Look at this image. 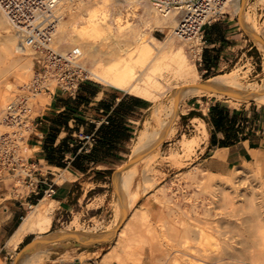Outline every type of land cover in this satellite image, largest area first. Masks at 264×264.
<instances>
[{
    "label": "bare ground",
    "instance_id": "bare-ground-1",
    "mask_svg": "<svg viewBox=\"0 0 264 264\" xmlns=\"http://www.w3.org/2000/svg\"><path fill=\"white\" fill-rule=\"evenodd\" d=\"M241 1L230 0L226 10L232 9L239 15V22L246 29L247 35L264 52V38H261L262 42L256 40L260 38L258 32L256 33L258 30L250 24L248 11H244L246 0L243 9L240 6ZM261 1L264 3V0ZM55 12L58 19L50 42L54 50L58 51L55 45L65 46L77 58L90 61L91 66L88 68L83 61H78L89 78L101 85L152 103L148 119L143 122L133 140L130 159L142 155L140 162L150 161L155 158L154 155H158L160 143L170 140L175 134L174 121L178 105L182 101L207 95L223 98L226 96L231 99L232 104L249 99L264 103V79L259 85H242L237 74L230 72L209 79L205 83L208 89L193 86L198 84L196 80L199 73L195 65L189 63L185 51L177 42L187 44L190 48L195 46L194 51L192 50L194 57L199 56L200 44L193 38L190 41H181L175 37L173 30L179 18L176 13L159 14L146 0H58ZM65 14L70 17L68 21L63 19ZM8 26L11 29L6 14L0 8V30ZM167 28L169 33L162 40L151 33ZM11 32L13 33L12 29ZM0 58L4 60L6 68L12 72L15 80L23 82L31 78L32 52L29 49L19 50L15 34H8L0 39ZM173 81L181 82L180 86L176 87L178 91L164 99L167 97L166 93L173 89ZM4 84L6 89L12 85L7 79ZM2 95L0 94V127L5 130L3 118L6 99ZM201 126L203 137L196 140H180V152L170 153L167 159L180 166L181 158L192 155L207 135L203 122ZM23 151H26L24 145ZM143 152L146 153L145 157L141 154ZM252 156L254 163L264 161V150L255 152ZM215 158L221 161L224 156L218 153ZM136 163L114 177L120 202L117 223L123 212L127 213L131 203H135L136 195L128 193L135 175L132 169ZM69 177L59 176L55 180L61 184L64 178ZM193 185L201 189V192L204 190L205 194V190L208 191L212 183L193 182ZM164 197L163 195L161 198ZM243 197L246 202L241 201L238 207L229 194H223L218 208H215L217 211L220 209L219 212H210L203 207L201 212L195 204L186 205L183 210L178 202L173 203L172 210L169 209L173 214L172 224L170 228L166 223L161 224L159 231L162 239L170 240L172 264H264V193L256 195L251 190L249 196ZM54 202L51 199L45 202L43 198L37 205L30 207V211L5 243L8 252L15 251L29 235L35 234L34 241H39L48 234L53 221ZM79 238L81 241H87L88 236ZM161 243L160 247L164 246ZM46 251L33 244L16 264H38L41 260L38 255ZM161 251L160 254L164 253L165 248ZM0 264H3L1 258Z\"/></svg>",
    "mask_w": 264,
    "mask_h": 264
},
{
    "label": "rangeland",
    "instance_id": "rangeland-1",
    "mask_svg": "<svg viewBox=\"0 0 264 264\" xmlns=\"http://www.w3.org/2000/svg\"><path fill=\"white\" fill-rule=\"evenodd\" d=\"M244 8V11H248L247 14L249 17H251L250 24L255 26L256 28H254L258 30L256 31V33L258 32L257 35L260 38H264V3H262L261 0H246ZM238 17L239 15L235 14L231 9L226 10V16L221 20L231 19L232 21L236 22L237 19L239 20ZM69 18L70 17L65 14L63 19L68 21ZM241 20H243V17H241ZM242 30L244 32V36L242 38L244 40L243 50L238 52L237 57L230 66L224 68L222 71H214L212 73H203V67L199 66L201 45H199V56L194 57V50L192 47L190 48L187 44L183 45V43L180 41L177 42V44L182 47L183 51H185L184 53L187 56L189 63L195 65L199 73V78L196 80L197 83L205 84L214 76L234 72L237 74L239 82L242 85L261 84L262 79H264V52H262L256 43H254L253 39L247 35V31L243 26H241V31ZM151 33L153 36L159 35L158 39L162 40L169 33V28L164 29L163 31L154 30ZM8 34L14 35V33L11 32L9 26L0 30V39ZM55 46L58 47V51L61 53H70V51H68L69 49L63 45ZM77 61H80V63L83 61V64L87 68L91 66L90 61L87 59H80L79 57L77 58ZM32 76L33 67L30 74V79L27 78V81L25 80L23 82L15 80L13 78L12 72L6 68L4 60L0 58V94H3L2 96H4L6 99V106L8 102L16 97V95L20 94L21 87L25 86L26 83L28 84L31 81ZM5 79L12 83L9 89H6L5 87ZM89 81L107 91H113L119 95H129L114 88L101 85L91 78H89ZM180 84L181 82L177 81L171 82L173 89L166 93L165 96L167 97H164V99L168 98L172 93L178 91V88L176 87L177 85L180 86ZM4 93L7 94L5 95ZM230 101L231 99H228L226 96L223 98L206 95L198 98H190L179 103L177 117L174 121V136L170 140L162 141L160 143L158 147V155H154L155 158L153 160L141 162L137 161L136 166H134L132 169L135 172V175L129 187L128 194L131 193L136 195L135 203H131L127 209L128 211H126V220L118 232V237V234L115 233V229L119 223V221L117 223V215L120 208V202L118 200L119 193L117 187H115L113 178L116 176L117 170H119L121 166L127 161L131 160L130 154L133 140L135 139L136 134L142 128L141 126L143 122L146 120V118L148 119L149 110L144 112L142 117L135 123H126L130 125V127L123 126L125 132L120 137L121 141L118 143V147L115 149L117 161L113 165L114 169L111 171V174L106 175V177L100 179V181L97 180L95 183L92 181L95 179V176H92V178L89 179L83 177L80 181L82 183L87 182V184L84 185L85 190L92 188V191L89 194H85L84 198L81 199L76 205L72 203L71 209L67 212L61 210V208H59V204L54 202L52 225L48 234H46L41 240H45L46 237L47 239H53L59 235L62 236L69 233L77 234L79 236L87 235L88 238L91 237L94 239L104 238V241L98 242V252L94 253V255L98 256L97 261L99 264H172V253L170 250L171 245H169L171 244L169 242L170 240L168 238L166 240L162 239V237H160L159 231L160 225L163 223H166V226L170 228L173 220V214L171 212L173 203L178 202L181 206V209L183 210H185L186 205L191 206L192 204H195L200 208L199 211L208 209L210 212H219L220 209L217 211L215 208H218L223 194H229L234 203H236L235 205L240 207L241 201L246 202V199L243 197V195L249 196L251 190H253L256 195H260L261 192L264 193V161L254 163L255 161L252 160L249 163L231 168L225 173L214 174L208 172L203 165H200L202 160L205 158V152L199 153V151H196L197 148H195L194 152L189 157L181 158L180 166L175 165L173 162L167 159L170 153L180 152V140H196L203 137V129L201 126V122L203 121L198 118H194L192 121H190L189 113L191 112L197 113L201 116L200 118H206L208 107L212 104L221 103L222 105H226L230 109H235L241 113H244L245 111H251L253 108L257 109V112L255 111V117L257 116V119L261 114L264 115V105H262L264 103L262 102L249 99L232 104ZM49 102L50 98L47 95L40 94L35 97L31 106L32 118H34V120L37 119L36 117L38 116L39 110L44 109L49 104ZM192 102L194 105H191ZM262 120H264V118H262ZM67 125V129H69L72 134L73 129H75V125H78L79 128L82 126V130L84 132H90L89 130H92L91 127L94 124L86 120L83 125H80L76 122H71ZM2 130L4 129L0 127V131ZM30 130H33V125L31 126ZM30 135L31 132L29 136ZM29 136H27V138ZM74 139L75 138H70V142L67 144L70 150H78V148L83 146V143L78 144V142ZM24 148L26 150L24 151V158L27 160L25 161L24 169L31 172L32 181H43L45 177V165H43L41 170L42 174L37 176V173H39L38 168L35 165H30L31 161L29 157L32 156V151L26 146V144H24ZM87 148V145L84 146L83 151ZM141 154L144 155L143 157L146 155L145 152ZM50 171L53 174L49 175L48 177L52 179L53 183L56 184L55 179H57L56 177L61 173V170H55L52 168ZM24 175L25 174L22 172L15 175L12 173H3L1 175L0 222L3 218L1 208L6 202L16 203V206L21 207V214L23 218L30 211V207L37 205L41 199L45 198V202H48L50 199L52 200V197L44 195L43 193L38 201H34V203H27L29 196L35 194L31 192L32 188L28 187L29 179H24ZM208 181L212 183V186L208 189V191H206L207 189L205 190V194L203 192L204 190L201 192V189L199 190L196 185H193V182L200 183ZM125 193L127 194V191ZM163 195L165 197L162 199L161 197ZM258 200L259 199H257V201ZM262 201H264V199H262ZM210 202L215 204L209 205L208 203ZM20 204H22V206H20ZM201 207L204 209H201ZM87 231L89 232L87 233ZM35 238V234L29 235L13 252H8L6 246L0 244V258L3 261V264H12L16 254L22 249V247ZM163 241L166 242L163 243ZM70 243V245H74L73 242ZM160 243L164 245L161 247L165 248V252L162 254L160 253L164 250L161 251L162 248L160 247ZM60 245H62L60 242H55L39 247L43 248L44 251H47L44 252L45 255H38L42 260H40L38 264L51 263V259L57 255ZM68 254L69 253H65L64 256L60 257V259H68L70 256V254ZM88 256H90V254L83 253L80 254L78 258L80 261H82Z\"/></svg>",
    "mask_w": 264,
    "mask_h": 264
},
{
    "label": "crops",
    "instance_id": "crops-1",
    "mask_svg": "<svg viewBox=\"0 0 264 264\" xmlns=\"http://www.w3.org/2000/svg\"><path fill=\"white\" fill-rule=\"evenodd\" d=\"M243 36L244 32L243 30L241 31V24L238 19L236 22L231 19L220 20L204 27L199 59V66L203 67V73L222 71L230 66L237 57L238 52L243 50ZM155 37L159 38V35ZM76 96L86 99L87 102L78 99L73 101ZM126 96L125 94L119 95L100 87L96 88L87 83H81L75 97H70L71 99L60 91H56L50 97L49 104L44 109L39 110L37 119L32 124L31 135L26 141V146L32 151V156L29 157L30 165H35L39 170L37 176L42 174L41 170L43 165H45V177L43 180L45 185H40L38 194L29 196L27 203L38 201L36 196H42L43 190L45 189L46 191L51 186L53 193L50 197L59 204L61 210L67 212L71 209L72 203L76 205L84 198L85 194H89L92 191V188L85 190L84 185L87 182L82 183L80 181L83 177L89 179L95 176L94 173L96 172L103 173L114 169L113 165L116 163L117 158L111 152L97 157L95 154L89 153L91 147L84 151L82 147L75 152L67 150L69 149L67 144L70 142V138H75V131L73 130L71 134L70 130L65 129V126H60V119L63 120V117L67 118L70 115L68 124L76 122L80 125H83L88 120V122L94 124L91 129L96 131L102 124L101 122L107 117H113L117 107H120L118 116L123 120L125 127H130L126 123H135L139 120L142 114L149 110L152 103L137 97V100H131ZM191 105H194V103L192 102ZM213 105L208 107V112ZM224 106L229 108L226 105ZM72 109H74L73 114L70 112ZM190 109L193 110L192 108ZM235 111L238 113L237 110ZM255 111L257 112V109L254 108L251 111H245L240 115V117L245 116L244 120L238 117L234 126L227 122L226 127H229L227 131L218 132L205 122V119H208V112L206 118H200L201 116L189 117L190 121L198 118L205 124L207 135L196 149L199 153L205 152V158L200 165H203L210 173H225L231 168L251 162L253 160L252 155L255 152L264 150V120H262L264 115L261 114L257 119V116H254ZM75 128H79V126L75 125ZM79 129L82 130V126ZM78 144L82 143L78 142ZM50 149H56L57 152L54 155L64 165L63 168L49 164L47 155L51 154ZM95 149H97L96 144L94 146ZM82 153L89 154L90 162L75 168L72 162L78 154ZM218 153L223 154V160L218 161L215 158ZM94 160H98V162L94 163ZM52 168L61 170L57 177H66L67 175L70 177L64 178L61 184L57 182L55 184L48 177L53 174L50 171ZM92 181L94 183L97 182L95 179ZM1 209L3 218L0 222V244L5 245L6 240L14 233L22 219V209L16 206V203L10 202H6ZM67 235H70V233ZM77 236L78 239L68 237L59 241L62 245L59 246L58 253L54 256L57 259L53 257L49 264H99L97 261L98 256L94 255V253L98 252V242L84 243L79 238L81 236ZM88 239L94 238L89 237ZM70 242H73L74 245H70ZM65 253H69L71 257L69 256L66 260L60 259ZM83 253L90 254V256L80 261L78 256Z\"/></svg>",
    "mask_w": 264,
    "mask_h": 264
},
{
    "label": "built area",
    "instance_id": "built-area-1",
    "mask_svg": "<svg viewBox=\"0 0 264 264\" xmlns=\"http://www.w3.org/2000/svg\"><path fill=\"white\" fill-rule=\"evenodd\" d=\"M159 14L176 13L177 26L173 33L179 40L192 38L202 46L204 27L220 21L226 16V5L230 0H146ZM58 0H0V8L6 14L13 33L17 36L19 50L32 52L33 76L29 84L21 87L6 106L0 132V177L3 173H24L28 178L31 192L38 194L39 184L44 181H32L31 172L24 169L23 145L31 132L32 103L37 95L49 98L60 91L68 97H75L79 85L89 81L88 75L80 67L77 56L61 53L52 48V33L56 25ZM194 48L195 46H191ZM37 118V117H36ZM107 124L106 118L101 122ZM75 138L90 148L94 143L93 133L82 130ZM44 195L51 196L52 187Z\"/></svg>",
    "mask_w": 264,
    "mask_h": 264
},
{
    "label": "trees",
    "instance_id": "trees-1",
    "mask_svg": "<svg viewBox=\"0 0 264 264\" xmlns=\"http://www.w3.org/2000/svg\"><path fill=\"white\" fill-rule=\"evenodd\" d=\"M83 83H87L92 85L93 87H98L97 85L91 83V81H85ZM80 86V85H79ZM101 88V87H100ZM129 97L131 100H137L136 97L133 96H126ZM69 99H71L69 97ZM82 100L86 101L84 98H80L76 96V100ZM119 106V105H118ZM120 107H117V111L114 112V116L110 118H106L107 124L102 123L96 131H90V132H84L87 134L93 133V138H94V143L92 144L90 148V152L92 154H95V156H104L107 152L113 154V156L116 157L115 155V149L118 147V143H120L121 139L120 137L122 134L125 132V129L123 128V120L118 116ZM71 114L74 113V109L70 110ZM242 113L238 112L236 113L235 110H230L229 108H226L224 105L221 103H216L213 106L209 108L208 112V119H205V122L208 123L210 126L213 127L215 131H227L229 127H226L227 122H230L233 126L236 123V119L240 117ZM194 116H200L197 113L191 112L189 113V117H194ZM255 116V114H254ZM241 120L245 119V116L240 117ZM70 120V115L67 118L63 117V120L60 119V126H65V129L68 128V121ZM69 130V129H67ZM75 133L80 130L79 128L73 129ZM77 142L82 143L81 141L77 140L76 138L74 139ZM95 144L97 145V149L94 150ZM68 147V146H67ZM79 149V148H78ZM66 150V149H65ZM70 150V149H67ZM66 150V151H67ZM77 149L71 150V152H75ZM49 155H47V161L51 165H55L58 167L63 168V164L59 161V159L54 155L56 153V149H50ZM89 154H78L74 161L72 162L73 166L75 168H79L80 165H84L85 163H89ZM98 162V160H94V163ZM95 174V180L100 181V179H103L106 175L111 174V170L104 171L103 173H94ZM41 197V195L38 197V199Z\"/></svg>",
    "mask_w": 264,
    "mask_h": 264
},
{
    "label": "water",
    "instance_id": "water-1",
    "mask_svg": "<svg viewBox=\"0 0 264 264\" xmlns=\"http://www.w3.org/2000/svg\"><path fill=\"white\" fill-rule=\"evenodd\" d=\"M244 1L245 0H242L241 1V9H243V4H244ZM256 40L258 41H261L262 42V39L261 38H256ZM194 87H199V88H203V89H208L209 87L205 84H200L198 83L197 85H193ZM210 90V89H209ZM141 156L142 155H138L136 157H134L133 159L127 161L124 165L121 166V168L119 170H117L116 172V175L117 173L121 172L123 169L133 165L134 163H136L137 161H139L141 159ZM114 180V178H113ZM125 219H126V214L125 212H123L122 214V217L115 229V233L117 234L118 231L120 230L121 226L123 225V223L125 222ZM68 237H71V238H75V239H78V236L76 234H70V235H62V236H58L56 238H53V239H45V240H39V241H34V239L29 242L28 244H26L25 246L22 247V249L16 254L12 264H16V262L18 261V259L21 257L22 254L24 253H27L30 248L33 247V244H35V246L37 247H40V246H45L46 244H50V243H55V242H59L63 239H66ZM101 241H104L103 239H87V241H84V243H90V242H101Z\"/></svg>",
    "mask_w": 264,
    "mask_h": 264
}]
</instances>
